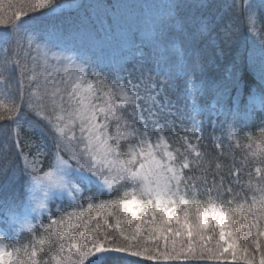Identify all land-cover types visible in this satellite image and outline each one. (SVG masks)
I'll return each mask as SVG.
<instances>
[{
  "label": "snow or ice",
  "instance_id": "obj_1",
  "mask_svg": "<svg viewBox=\"0 0 264 264\" xmlns=\"http://www.w3.org/2000/svg\"><path fill=\"white\" fill-rule=\"evenodd\" d=\"M86 7L90 6L64 0H27V7L15 12L14 19L0 18V88L11 87L15 72L20 91L19 102L13 98L6 114H0V121L15 125L7 149L0 152V264H24L18 258L20 234L26 231L35 237L38 227H48L28 221L29 211L38 220L51 213L50 205L67 197L72 210L62 216L69 217L71 225V217L82 207L78 201L93 188L95 194L107 191L116 197L96 205L101 209L96 216L106 214L103 230L99 222L94 228L84 222L79 236L70 231L51 233L55 245L50 237L38 239L40 245L48 241L49 253L55 247L54 264L204 260L264 264V244L259 241L264 237L259 226L264 221V169L255 167L260 182L253 185L250 179L246 185L259 193L251 205L246 208L244 198L235 211L225 210L221 198L225 193L240 197L232 184L241 182L232 172L234 160L222 173V137L215 135L220 128L236 141L239 130L256 113H264V94L258 105L241 107L244 77L237 79L233 72L231 79L214 78L206 58L210 41L212 64L226 70L234 65L241 47L250 43V58L258 59L264 69V0H173L166 5V16L154 22L156 39L151 48L133 44L131 57L116 63H105L70 42L71 32L83 23L79 18L67 28L29 24L34 19L30 13L52 20L66 10ZM178 80H183V88ZM261 125L262 141L250 153L256 165H264V120ZM177 127L179 135L166 136V130L175 133ZM208 128L215 153L203 143ZM249 162L246 157L241 165ZM193 172L199 177L190 175ZM87 204L91 213L93 195ZM241 210L245 215L251 211L255 219L251 233L244 232L249 243L238 247L240 237L227 230L226 222L231 219V227H237ZM139 211L151 216L146 228L136 223ZM120 213L130 214L132 227H121ZM107 216L115 217L113 231L108 230ZM243 228L249 229L247 219ZM216 229L219 238L214 245L206 243L214 239ZM194 237L200 243L194 244ZM24 250L29 264H40L35 247L30 254L27 245Z\"/></svg>",
  "mask_w": 264,
  "mask_h": 264
},
{
  "label": "trees",
  "instance_id": "obj_2",
  "mask_svg": "<svg viewBox=\"0 0 264 264\" xmlns=\"http://www.w3.org/2000/svg\"><path fill=\"white\" fill-rule=\"evenodd\" d=\"M68 2H73L74 0H64ZM27 7V0H0V18L3 19H14V13L17 11L24 10ZM34 17L33 20L29 21V23H35L40 21L39 26L37 28H42L45 26H48L49 24L47 21L52 20H70L71 17L74 16V14H67V15H59L58 19H52L50 20L46 16H41L39 13H30ZM70 18V19H69ZM22 19H26V17H22ZM45 19V20H43ZM54 22V21H53ZM3 27V26H0ZM145 48L150 49L151 47L143 44ZM207 45V42H206ZM132 50V49H131ZM211 60L214 59V49L213 47H209V52ZM253 54L251 53V45L250 43L246 44L245 46L241 47L240 54L236 57L234 65H228V77L225 78V69L218 68L217 70H212L208 67V71L210 75L214 78L218 79H231V74L235 72V76L237 79L244 77L243 80H240V105L241 107H245L249 104H254L253 101H260V97L262 94H264V79H262V73H264V69H262L258 59L250 58ZM125 57L130 58L131 54L129 52H122L118 56L114 58V63L121 61ZM27 90H25V93ZM15 99L16 102H19L20 98V91H19V85L17 83L16 79V73H12V83L10 88H0V114H6V106L10 105L12 102V99ZM175 98V96L173 97ZM223 119V118H222ZM258 120V121H256ZM263 118L260 117L259 113H256L254 119L249 122L247 127H250V131L240 129L237 134V140L231 141L227 137L226 130H222V132L219 134L217 131H215V135H219L222 137V140L220 142L221 150L224 152V156L221 159V163L224 165L222 169V173L226 174L229 171V162L231 159L243 161L246 157L249 159V161H252V157L250 156L251 151L255 149V145L258 143H261L262 138L260 136V127L261 121ZM15 127V125L11 121H0V152H3L5 149H7V138L8 135L11 134L12 129ZM27 127V126H26ZM25 127V128H26ZM7 129V132H4L3 130ZM180 129L179 127L176 128L175 133L170 132L166 130L165 134L166 136H175L179 135ZM212 132L211 128L206 129L204 135L205 140L204 144L207 146V149L210 152L215 153L217 151L215 145L211 142V138L209 137V133ZM24 132L21 133V136L23 137ZM248 135H251L253 137L252 140L248 139ZM252 144L253 147L249 148L247 145ZM179 142H175L173 144L174 147L178 146ZM14 152L15 149L12 148L9 151V158H14ZM250 162L245 165V176H243V181H245V184L247 185L249 180L251 179V182L253 185H256L260 182V179L254 180L252 178V175L249 176L250 173ZM193 177H199V172H193L190 173ZM211 179V177H209ZM199 181H197V184ZM246 190L244 191V198L243 203H245V207H249L252 202V197L254 195L258 196L259 193L255 191V189H249L246 187ZM96 189L93 188V191L91 193H85V199L82 201H78L79 204L82 205V207L78 208L76 210V215L71 217V225L69 224V217L62 216L65 212H70L72 210L70 202L67 200L63 201H57L54 205H50L51 207V213L45 212L43 213L41 217V221L44 225H47L48 227L46 229H40L37 228L36 236L33 237L29 233H21L18 240V247L21 248L20 253L18 254V258L24 262V264H29L28 257L25 255L24 246L27 245V252L30 254L33 247L37 250V260L40 261V264H44V261H48V264H54V262L51 261V254L56 253L55 247H53V252L49 253L48 251V241L45 242L44 245H40L37 243V240L42 237H50L51 242L53 245H55L56 237L50 236L51 233H63L65 231L75 232L77 236H79V233L84 230L83 225L84 222H88L89 228H94L97 224V222L100 223L101 230L104 228V216L106 214H102L101 216H96V212H99L101 209L97 207L96 205H99L101 201H114L116 197L114 195L110 196L107 191H104L103 194H95ZM89 195H93V210L91 213L88 212V204H87V198ZM201 201H206V196L200 197ZM230 199V194L225 193L223 197L221 198V205L223 203V206L225 208H229L230 211H235L237 209L236 202H232L231 204L228 203ZM85 212L84 217H79V212ZM143 217V220L141 219ZM238 219L236 220L237 227L233 229V231L237 232L240 239L238 240V247H242L244 244L249 243L247 239L244 238V232L248 231L251 233V221L255 219V216L251 213V211H248L247 215H245V212L243 210L239 211L237 213ZM121 220V227H124L125 229H128L132 227V220L130 214L127 213H120L119 216ZM55 219L57 221H60L59 223L53 224L51 223V220ZM79 219L80 223L77 224V220ZM151 219V216H144L143 211H139L137 213V221L136 223H142L144 227H148L147 223L145 221H148ZM245 219L249 222V229L243 228V223ZM107 220L109 225L111 227L108 229L109 231H113L115 229V217L113 216H107ZM230 225H232V221L230 219ZM259 226L261 229H264V221H259ZM210 234V233H209ZM216 235L213 240L208 241L207 243L210 245H214ZM259 241L264 244V237H259ZM79 242V239L77 240ZM200 243L199 239H196L194 241V244ZM65 246H67V242L65 239ZM41 248L44 249V251H41ZM140 259V258H135ZM176 262V261H175ZM211 261L204 260V261H185L187 264H210ZM163 262H160V264ZM145 264H154V262H145ZM223 264H245L244 261H235L229 263V261H223Z\"/></svg>",
  "mask_w": 264,
  "mask_h": 264
},
{
  "label": "rangeland",
  "instance_id": "obj_3",
  "mask_svg": "<svg viewBox=\"0 0 264 264\" xmlns=\"http://www.w3.org/2000/svg\"><path fill=\"white\" fill-rule=\"evenodd\" d=\"M69 5H79L84 4L86 7L80 9L79 12L74 10H66L62 15L74 14L70 20H52L47 21L48 24H57L61 25L64 28H67L68 25L76 20L77 18L83 21L80 24L78 30H73L69 35L68 39L72 44L77 47H83L89 49L97 57L101 58L105 63L112 62L114 63V58L121 54L122 52H129L131 54V49L133 44L140 45L141 43L145 44L146 47H151L154 43L156 37L153 34V25L158 18H162L167 14L166 5L173 2V0H74L71 2H66ZM45 20V19H43ZM54 21V22H53ZM33 27H37L40 24V21L35 23H29ZM179 47V44L177 45ZM209 47H213L210 41H207L206 45V58L209 61V68L212 70H217L218 68L212 64L210 57ZM148 49V48H147ZM225 78L228 77V69L225 71ZM229 78V77H228ZM183 80H178L177 85L179 88H183ZM26 90V89H25ZM254 104L258 105L260 101H253ZM259 113V112H258ZM260 117L264 120V113H259ZM258 121V120H256ZM26 127V125H25ZM244 130L250 131V127L242 128ZM219 134L222 132L220 128H217ZM219 136V135H217ZM235 161V167L232 168V172L235 175H239L241 186H237L235 183L232 184L233 193L240 192V197H235L233 194H230V199L233 202L238 204L243 203L244 191L246 190L245 181H243V176H245V166L241 165V161L231 159L229 162V167L231 162ZM251 168L250 173L254 180L260 179V176L255 172V167L260 166L264 169V165H256L250 162ZM240 168L239 173L236 172V169ZM264 175V172H262ZM231 179V178H230ZM65 200L69 201L67 197ZM206 201H203L202 204L207 207ZM225 206V205H224ZM223 203L221 207L225 210ZM37 215L36 213L28 212L26 214V219L31 223L40 224L41 217L38 220H33L32 217ZM228 224V229H231L230 219L226 222ZM2 228V226H0ZM207 232V230H206ZM22 233H27L26 231ZM219 229H216V239H218ZM185 240L187 237L184 238ZM198 237H194L193 243ZM208 241H206L207 243ZM233 261H229L231 263ZM161 264H187L185 261H176V262H163ZM210 264H223V261H211Z\"/></svg>",
  "mask_w": 264,
  "mask_h": 264
}]
</instances>
